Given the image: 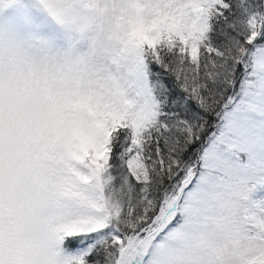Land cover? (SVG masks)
I'll list each match as a JSON object with an SVG mask.
<instances>
[{"label": "rangeland", "instance_id": "rangeland-1", "mask_svg": "<svg viewBox=\"0 0 264 264\" xmlns=\"http://www.w3.org/2000/svg\"><path fill=\"white\" fill-rule=\"evenodd\" d=\"M215 2L0 0V264H76L109 236L115 264H264V46L241 61L209 173L186 170L148 229L123 239L119 190L78 159L118 123L140 138L158 111L145 42L196 47Z\"/></svg>", "mask_w": 264, "mask_h": 264}, {"label": "trees", "instance_id": "trees-1", "mask_svg": "<svg viewBox=\"0 0 264 264\" xmlns=\"http://www.w3.org/2000/svg\"><path fill=\"white\" fill-rule=\"evenodd\" d=\"M211 12L206 37L194 48L178 41L169 43L165 36L156 43L145 42L144 55L158 111L140 138L129 124L118 123L107 131L103 153L80 145L78 159L93 177L106 175L110 185L119 190L124 224L116 228L125 230L123 239L148 229L162 197L179 186L186 170L191 169L195 179L209 173L202 159L209 146L219 144L229 108L226 104L242 72L241 61L250 47L264 46V0H217ZM239 153L240 159L247 155ZM135 157L141 160L143 172L132 170L130 160ZM257 197L264 201V192H258ZM182 211L177 210L166 231L181 223ZM166 231L155 237V244ZM62 234L68 241L79 236ZM114 240L113 236L101 239L76 264H115L118 255Z\"/></svg>", "mask_w": 264, "mask_h": 264}]
</instances>
